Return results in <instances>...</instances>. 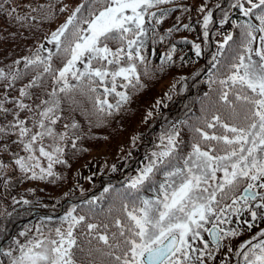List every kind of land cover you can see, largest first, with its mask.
<instances>
[{
	"label": "snow or ice",
	"instance_id": "snow-or-ice-1",
	"mask_svg": "<svg viewBox=\"0 0 264 264\" xmlns=\"http://www.w3.org/2000/svg\"><path fill=\"white\" fill-rule=\"evenodd\" d=\"M172 2L81 0L46 36L52 48L41 44L32 56L14 62L17 66L23 62L22 68H0L5 89L30 77L18 89V96L7 91L0 95V151L7 152L10 143L21 148L25 155L14 153L13 163L25 178L46 179L55 175V164L66 163L62 142L67 140L68 130L80 125L72 118L65 131L56 130L65 118L63 105H68L70 115L77 110L85 116L111 115L130 99V92L144 87L142 76L153 75L145 54L149 32L155 37L156 26L174 11L162 6ZM230 7L249 19L238 25L234 22L241 32L238 43L228 34L212 55L217 73H210L209 83L218 84L217 99L202 107L205 115L198 126L190 125V151L183 154L179 150L174 125L160 136L158 150L144 157L136 175L127 178L123 190H117V201L108 208L106 222L87 223L85 215H73V208L61 218L66 227L61 223L45 232L43 225L38 226L36 236L24 243L15 240V249L0 250L9 264H208L227 238L241 234L240 227H224L233 223V217L240 219L247 209L251 222L244 219L242 225L248 229L257 220L264 221V0H234ZM32 11L38 16L16 19L51 21L56 9L50 2ZM212 16L209 10L203 17L205 39ZM227 20L225 13L220 23ZM226 45L231 55L221 73L218 57ZM193 47L201 55L200 44ZM174 51L175 46L162 61L171 62ZM158 70L163 71V65ZM110 96L115 103L109 101ZM85 101L91 110L84 107ZM23 113L27 115L22 118ZM72 135L75 148L80 137L75 131ZM7 167L0 160V170ZM89 212L95 215L91 208ZM82 222L85 230L78 235ZM80 236L85 237L86 247ZM257 237L259 242L253 243ZM246 245V251L235 253L243 257V264H264V229L239 248Z\"/></svg>",
	"mask_w": 264,
	"mask_h": 264
},
{
	"label": "trees",
	"instance_id": "trees-1",
	"mask_svg": "<svg viewBox=\"0 0 264 264\" xmlns=\"http://www.w3.org/2000/svg\"><path fill=\"white\" fill-rule=\"evenodd\" d=\"M200 1L182 0L162 6L173 8L174 11L170 12L162 23L156 26L155 37L151 33L147 42L145 54L150 62L153 75L142 76L144 87L139 91L130 92V99L121 106L119 111H113L111 115L104 114L100 117L94 115L85 116L79 110L70 115L68 105H63L65 118L58 122L56 128L70 124L72 118L78 122L80 127L77 130H68L69 135L67 142L63 146L65 150L62 156L66 163L53 166L55 175L47 177L42 180L41 184H37V191L40 194L32 201L35 203L37 200V205L39 204L38 201L43 200V198L54 199V202L61 203V205L58 209H51L52 201L49 204V208L44 211L37 209V206L32 202L25 204L23 201L20 206H13L9 213L0 217V250L4 249L7 242L13 238L25 223L33 222L38 213L48 215L49 212L55 213L61 208L65 210L71 203H75L74 213L76 215H85L87 223L106 222L105 214L108 208L117 201V190L122 191L126 184L124 177L116 175L105 176L100 180L97 189L93 192L80 194L76 192V186L74 185L76 172L79 168L89 163L92 151L100 149L107 141L114 142L129 135L149 115L150 107L161 94L165 81L178 71L190 73L189 89L185 93L171 99L164 112L157 116L154 122L168 119L177 121L180 127L179 150L183 154L190 150L193 137L190 125H199V118L205 115L202 107L208 106L209 100L215 101L217 99L216 90L219 87L215 83L211 88V86L208 87L206 85V82H203L202 75L210 77V73L216 74L217 69L212 67L209 70L208 60L205 59L206 55L199 58L193 47L196 39H201L204 41L202 42L203 46H206L205 51L208 52L212 42L210 36H208L206 41L204 40L203 17L206 15V11H200ZM50 2L55 4L56 9L53 20H32L29 18L27 21L22 22L16 19V17L23 16H38V13L32 11V9L40 4H48ZM76 3H81V0H59V2L57 0H0V5H2L0 7V68H4L5 71L9 70V66H12L13 70L17 67L22 68L23 62L18 66L14 62L17 60L22 61L25 56H32L41 44L46 48V36L58 27L61 18ZM65 5H68L67 10L60 12L59 9ZM222 7L219 6L213 11L212 20L208 26V32L211 37L213 25L218 23L222 17ZM235 16L238 19L234 21L237 25L241 21L249 19V17L241 16L238 13ZM251 20L253 23H258L254 17ZM234 22L232 36L233 40L238 43L241 39V32L238 26H234ZM184 25H189V27L184 28ZM168 29H172L171 33L168 32ZM161 36L165 37L162 41L160 40ZM229 43L232 44L231 41ZM173 46H175V51L172 53V61H162V57H165ZM41 54L46 55V53ZM230 55L231 53L226 45L225 50L218 58L221 64L217 65V68L220 69L221 73L224 71L222 65L227 63ZM198 61L200 62L199 64H197ZM56 64L57 67L60 66L58 61ZM160 65H163V71L158 70ZM220 78H223V76L221 75ZM29 79L30 77H26L24 80L18 81L15 87L11 89H5L2 86V82H0V95L7 91L12 97L18 96V89L27 83ZM206 93L208 94L207 97L205 96ZM109 101L115 103V98L110 96ZM26 102L31 103V101ZM84 107L91 110V104L87 101H85ZM11 118V116L8 117V119ZM3 122L5 123L6 121ZM73 131L80 137V139L75 140V148L72 147V142L75 139L72 135ZM68 185H71V187L67 188ZM106 188L108 189L107 192L105 191ZM150 194V192L144 193V195ZM90 201L94 203L90 204ZM90 208L95 215L90 214ZM84 224L85 222H82L78 226V235L85 230ZM80 241L83 246H87L84 236H80ZM96 243L94 240L93 244L95 245Z\"/></svg>",
	"mask_w": 264,
	"mask_h": 264
},
{
	"label": "rangeland",
	"instance_id": "rangeland-1",
	"mask_svg": "<svg viewBox=\"0 0 264 264\" xmlns=\"http://www.w3.org/2000/svg\"><path fill=\"white\" fill-rule=\"evenodd\" d=\"M234 3V0H201L200 6L204 8V11L213 10L216 8V5L222 7V17L220 21L224 18V14L227 13L228 18L232 13L238 8H232L230 5ZM247 6V5H246ZM221 33L218 35L217 39L221 37ZM224 39V38H223ZM222 39V42H223ZM52 45L48 44V48H51ZM183 77L184 79H181ZM173 85L175 86L173 89ZM188 86L187 74L185 72H176L174 73L165 83L162 89V94L159 96V103L155 104V107L151 110L152 118L155 117V114L166 106L170 100L176 95L184 92ZM171 90V91H170ZM166 93L171 96L169 99L166 96ZM152 119L146 120L144 123H140L137 127L131 131L130 135L126 138L119 139L114 142H106L104 146L91 153V162L88 166L77 170V181H76V192L85 193L90 189L96 186V182L101 177L102 174H120L128 170V177L134 176L137 173V169L142 166L141 162L144 161V157L152 150H158V145L160 144V136L171 130L175 125L176 130L178 131V126L174 120H164L158 124L155 128L151 129ZM15 139V137H12ZM134 141V142H133ZM65 142V141H64ZM62 142V143H64ZM14 153L19 155H25V153L19 147V150L15 149ZM0 160H2L8 167L6 169L0 170V215L11 209V205L14 204L17 206L19 203L17 201L23 199L24 201L32 202L37 198V195L40 194L36 188H33L32 185L36 184L39 179H27L25 174L22 173L17 166L13 163V154L8 149L7 152L0 151ZM42 164L47 165L46 159H42ZM133 164V165H132ZM133 166V167H132ZM127 177V178H128ZM71 187L68 185L67 188ZM37 201V200H36ZM35 201V203H36ZM51 199L43 198V200L38 201L39 204H50ZM34 203V202H32ZM58 202H54L51 206H58ZM73 204L67 206L63 213L59 216H46L40 215L39 218L42 219V222L35 224L33 231L29 233L27 228H23L21 232H25L24 236H16L15 240H19L20 243L26 242L27 239L32 238L37 235L36 228L43 225L42 231L47 232L48 229L55 228L61 225L62 217H64L69 210L73 209ZM74 215V214H73ZM50 218V219H49ZM244 219H248L251 222V217L247 209L244 210L240 219L233 217V223L231 225H224V227H233L235 223L239 221V224H242ZM261 225H256L257 223ZM255 226L252 227V231L249 233L241 230L242 237H229L226 240L232 241L234 250L232 252H227L225 255L226 261H221V264H237L233 262L234 253L237 251H246L248 245L244 249H240L239 245L246 240H250L253 236L264 229V221L257 220L254 222ZM66 227L67 224L65 223ZM235 226V227H234ZM248 231V230H247ZM20 232V233H21ZM206 235V234H205ZM240 237V238H238ZM207 238V237H206ZM259 237L253 243L259 242ZM226 246V245H225ZM224 246V247H225ZM224 247L215 252L214 255L220 254ZM16 248V245L13 242V249ZM14 254H18L15 253ZM243 260V257L241 256ZM2 264H9V258L2 255L0 258Z\"/></svg>",
	"mask_w": 264,
	"mask_h": 264
}]
</instances>
